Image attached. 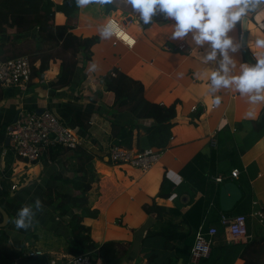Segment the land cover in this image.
<instances>
[{
	"label": "crops",
	"instance_id": "obj_1",
	"mask_svg": "<svg viewBox=\"0 0 264 264\" xmlns=\"http://www.w3.org/2000/svg\"><path fill=\"white\" fill-rule=\"evenodd\" d=\"M52 1L61 5L65 0ZM110 16L135 39L134 46L129 47L116 37L101 39L99 28ZM54 23L69 26L70 32L78 38L98 37L100 41L92 47L91 60L79 64L75 80L67 87L53 85L61 69L59 59L51 61L49 70L39 76L32 71V79L26 87L0 84V206L9 216L8 225L2 229L9 235L8 248L12 253L8 259L2 256L0 264H35L38 258L28 254L37 249L45 253L43 257L47 260H65L71 256L68 252L70 218L61 217L47 201L54 193L78 194L73 180L82 176L80 168L84 159L81 155L91 156L84 166H90L89 173L95 174L82 224L90 230L96 243L112 241L138 246V241L145 238L148 231L159 232L169 223L179 225V232H189L193 228L184 221L185 214L202 201L203 218L198 230L201 227L218 229L212 246L221 251L216 264H264V222L255 216L264 208V135L248 150L243 149L264 105L257 106L256 119H246L244 114L250 107L246 98L221 90L216 93L222 97L221 104L215 107L208 95L207 78L197 80L193 76L194 72L210 71L213 66L201 65L198 54L183 42L169 40L171 22L144 28L130 9L121 11L112 5L103 8L90 5L77 8L71 18L56 13ZM263 29L264 16L259 22L250 17L245 33L248 48L235 54L237 74L240 63L253 64V53L264 51L254 47L256 38H264ZM240 34L239 25L235 33H230L237 38ZM0 44L5 45L7 56L14 52L19 57H31L39 48L37 30L20 35L16 29L9 28L7 34L0 36ZM48 47L45 43V49ZM92 63L97 65L95 71L88 70ZM39 66L40 61L34 65L36 69ZM178 72L185 74L183 79L178 78ZM118 73L141 83L144 98L150 103L165 107L176 105L171 137L163 149L152 147L148 139L147 128L153 120L136 122L138 126L133 131L130 125L120 126L125 122L136 123L126 109L113 110L116 97L107 91L103 77L108 74L116 77ZM73 108L83 112L82 127L74 126ZM42 109L53 112L82 138L83 144L73 151L62 146L49 147L38 162L30 164L17 159L10 151L6 130L20 111L38 113ZM224 120L227 123L221 127ZM114 146L133 151L153 149L159 151L161 157L152 169L143 173L128 165L112 164L109 151ZM235 150L239 153V163L236 156H231ZM232 158L236 165H232ZM234 170L240 171L238 177L232 176ZM218 177H222L223 182L218 183ZM164 179L169 185L162 190ZM14 184L18 186L16 190L11 189ZM226 184L236 185L242 194L230 211L222 209L221 193ZM161 191L171 194L163 198ZM37 199L41 201L42 210L36 212L32 227L27 231L16 229L12 221L17 211L25 205L34 208ZM153 204L166 208L168 215L163 219L148 215L144 207ZM223 214L247 216L250 238L236 240L229 236L221 225ZM1 217L0 213V224L3 223ZM254 240L259 243H253ZM171 244L177 247L176 242ZM131 248L132 253L136 252L134 245ZM224 257L229 259L224 260ZM138 262L139 256L124 264ZM97 263L103 264V261L99 259ZM180 264L187 263L181 260Z\"/></svg>",
	"mask_w": 264,
	"mask_h": 264
},
{
	"label": "trees",
	"instance_id": "obj_2",
	"mask_svg": "<svg viewBox=\"0 0 264 264\" xmlns=\"http://www.w3.org/2000/svg\"><path fill=\"white\" fill-rule=\"evenodd\" d=\"M76 12L77 7L74 0H65L61 5L56 4L52 0H0V36L7 34L9 28L16 29L20 35L29 33L34 29L37 30L39 48L35 49V54L31 56L34 75L39 76L45 73L49 70L50 62L59 59L61 60V69L58 79L53 85L67 87L75 80L79 64H85L91 60L92 47L100 41L98 37L90 39L78 38L70 32L69 26L55 25L56 13H63L66 17L71 18ZM162 22L166 21L157 20L155 23ZM142 26L148 28L151 25L145 26L142 24ZM45 43L49 46L48 49H45ZM4 48L5 45L0 44V60L19 57L14 52L7 56ZM38 61H40V66L36 69L34 65ZM103 81L107 91L115 94L116 100L113 110L126 109L127 114L135 119L132 120L134 123L140 120H153V124L147 128L148 139L152 147L163 149L171 137V129L174 126L173 120L177 116L176 105L165 107L150 103L144 98L143 85L128 79L127 76L121 73H118L116 77L108 74L103 77ZM71 111L75 115V118H73L74 126L82 127L83 112L76 108ZM125 123L120 124V126L130 125L131 131L138 126L137 123L133 125ZM114 126L120 127L117 124ZM253 128L251 134L247 137V142H244V151L248 150L264 135V108L259 119L253 122ZM231 156H236V161L239 163V153L236 150ZM81 158L84 159V164L80 168L82 176L73 180L74 186H78V194L54 193V197L47 201V204H50L61 217L70 218L69 227L71 232L68 239V242H70L68 252L71 257L90 255L94 264L99 259L103 261V264H124L137 256H139V262L136 264H142L144 260L147 261V264H180L181 260L188 263L195 234L203 218L202 201L197 202L185 214L184 221L193 228L189 232H179V225L169 223V225L165 224L159 232L148 231V235L138 241V246L133 243L126 245L112 241L100 245L93 241L90 236V230L82 224L84 211L88 205V194L94 183L95 174L89 173L90 166H84L92 159L91 156L81 155ZM232 165H236L233 162V158ZM166 185H169V183L167 179H164L162 190H164ZM170 194V192L163 193L161 191L160 197L167 198ZM144 210L148 215L155 214L159 219H163L168 215L166 208L157 204L146 205ZM262 212L264 215V208ZM192 218L195 221L191 220ZM143 232L144 229L142 230ZM8 241L9 235L4 229H0V258L4 256V259H8L12 255L11 250L8 248ZM175 242L177 247L171 244ZM253 243L259 242L254 240ZM133 245L136 248L134 253H132L131 248ZM220 257L221 251L218 248H213L210 257L202 260L200 264H216ZM31 258H38L34 261L35 264H46L47 262L44 257ZM228 259L229 257H224V260ZM228 264H231V262Z\"/></svg>",
	"mask_w": 264,
	"mask_h": 264
},
{
	"label": "clouds",
	"instance_id": "obj_3",
	"mask_svg": "<svg viewBox=\"0 0 264 264\" xmlns=\"http://www.w3.org/2000/svg\"><path fill=\"white\" fill-rule=\"evenodd\" d=\"M77 8L83 9L90 5L105 7L115 6L122 10L130 9L139 23L145 26L153 25L157 20L171 22L169 40L183 42L191 51L198 54L201 65L213 66L193 73L195 79L206 77L207 91L212 97V104L219 107L222 101L216 93L221 90L238 93L250 106L245 112L246 119H256L257 106L264 105V51L254 52L255 63H240L237 74V59L235 54L248 48V32L250 17L259 22L264 16V0H74ZM237 25L240 36L235 33ZM99 35L103 40L113 37L122 39L129 47L136 41L127 35L121 25L109 18L99 28ZM256 49L264 50V38H256ZM97 65L92 63L89 71H95ZM183 72H178L180 79ZM227 123L221 121V127ZM42 210L39 199L35 206L21 207L12 221L16 229L27 231L32 227L37 211Z\"/></svg>",
	"mask_w": 264,
	"mask_h": 264
},
{
	"label": "built area",
	"instance_id": "obj_4",
	"mask_svg": "<svg viewBox=\"0 0 264 264\" xmlns=\"http://www.w3.org/2000/svg\"><path fill=\"white\" fill-rule=\"evenodd\" d=\"M109 18L116 20L111 16ZM121 28L125 32L122 26ZM119 40L123 41L122 39ZM32 71L33 65L28 56L0 60V84L4 87H26L32 79ZM115 75L116 73H113V76ZM6 132L10 140V151L13 155L17 159L30 164L38 162L49 147L62 146L73 151L83 144L82 138L71 128L64 125L49 110H44L42 114L25 110L20 111L15 122L7 127ZM160 157L161 153L153 149L133 151L114 146L109 151V159L112 164L128 165L143 173L152 169L159 162ZM239 175V170L232 172L233 177H238ZM216 181L221 183L223 179L218 177ZM17 188L18 186L14 184L11 189L16 190ZM255 216L262 218L264 222V215L261 211L255 213ZM221 225L233 239L250 238L248 218L245 215L228 216L223 214L221 215ZM217 235L218 229L216 227H211L207 230L201 227L196 233L195 242L190 251V261L187 264H200L202 260L208 259L212 252L214 238ZM28 255L29 257H43L45 253L37 249L36 251H30ZM46 264L94 263L90 255H79L70 256L65 260L51 258L47 260Z\"/></svg>",
	"mask_w": 264,
	"mask_h": 264
},
{
	"label": "water",
	"instance_id": "obj_5",
	"mask_svg": "<svg viewBox=\"0 0 264 264\" xmlns=\"http://www.w3.org/2000/svg\"><path fill=\"white\" fill-rule=\"evenodd\" d=\"M246 37V36H245ZM42 110H38L39 114L43 113ZM242 194L238 187L234 184H226L222 188L221 202L223 211H230L235 204L241 200ZM0 213L3 217V223L0 224V229L5 228L8 225V213L0 206Z\"/></svg>",
	"mask_w": 264,
	"mask_h": 264
},
{
	"label": "rangeland",
	"instance_id": "obj_6",
	"mask_svg": "<svg viewBox=\"0 0 264 264\" xmlns=\"http://www.w3.org/2000/svg\"><path fill=\"white\" fill-rule=\"evenodd\" d=\"M29 58L31 59V57L29 56ZM258 227H260L259 225H258ZM258 227H255V229L256 230H258ZM263 227H260V229H262ZM264 230V229H263ZM264 232V231H263ZM189 261H190V256H189ZM189 261H188V263H189Z\"/></svg>",
	"mask_w": 264,
	"mask_h": 264
}]
</instances>
